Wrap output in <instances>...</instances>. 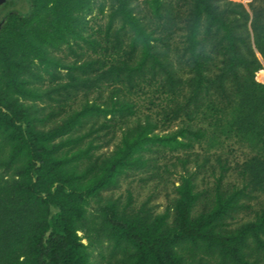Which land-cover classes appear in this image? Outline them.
<instances>
[{
    "label": "trees",
    "instance_id": "obj_1",
    "mask_svg": "<svg viewBox=\"0 0 264 264\" xmlns=\"http://www.w3.org/2000/svg\"><path fill=\"white\" fill-rule=\"evenodd\" d=\"M12 2L0 264H264V0Z\"/></svg>",
    "mask_w": 264,
    "mask_h": 264
},
{
    "label": "rangeland",
    "instance_id": "obj_2",
    "mask_svg": "<svg viewBox=\"0 0 264 264\" xmlns=\"http://www.w3.org/2000/svg\"><path fill=\"white\" fill-rule=\"evenodd\" d=\"M236 1H242L245 3L246 6H248V3L251 0H236ZM260 71H264V69H261L257 72L256 77L260 81H264V74H259ZM172 178H176L174 175ZM154 182H143L140 180H135L132 182V186L134 187L135 194L139 195V199H144L150 194H154V198L152 200L153 203L157 204V207L159 210H162L165 206L166 203V191L164 190L163 187H160V189H155L154 188ZM125 186L126 184L123 185V187L120 190H117V193L124 192L125 191ZM171 183H168V189H171Z\"/></svg>",
    "mask_w": 264,
    "mask_h": 264
},
{
    "label": "flooded vegetation",
    "instance_id": "obj_3",
    "mask_svg": "<svg viewBox=\"0 0 264 264\" xmlns=\"http://www.w3.org/2000/svg\"><path fill=\"white\" fill-rule=\"evenodd\" d=\"M18 4L17 3H11V0H7L3 5L0 6V15H2V11L1 10H6L7 8H15L17 7Z\"/></svg>",
    "mask_w": 264,
    "mask_h": 264
},
{
    "label": "water",
    "instance_id": "obj_4",
    "mask_svg": "<svg viewBox=\"0 0 264 264\" xmlns=\"http://www.w3.org/2000/svg\"><path fill=\"white\" fill-rule=\"evenodd\" d=\"M7 0H0V6L3 5Z\"/></svg>",
    "mask_w": 264,
    "mask_h": 264
}]
</instances>
